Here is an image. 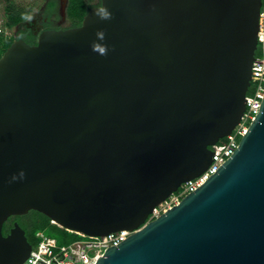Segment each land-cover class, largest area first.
Masks as SVG:
<instances>
[{
    "label": "water",
    "instance_id": "water-1",
    "mask_svg": "<svg viewBox=\"0 0 264 264\" xmlns=\"http://www.w3.org/2000/svg\"><path fill=\"white\" fill-rule=\"evenodd\" d=\"M59 2L65 19L68 0ZM263 0H101L82 25L0 58V264L32 251L11 217L37 211L86 237L127 231L92 264H264V99L246 111Z\"/></svg>",
    "mask_w": 264,
    "mask_h": 264
},
{
    "label": "built area",
    "instance_id": "built-area-1",
    "mask_svg": "<svg viewBox=\"0 0 264 264\" xmlns=\"http://www.w3.org/2000/svg\"><path fill=\"white\" fill-rule=\"evenodd\" d=\"M258 49L259 56L256 57L252 65L251 86L253 85V93L246 97V111L240 123L232 134L225 138V142L220 141L217 145L211 147L215 154L209 168L199 178L182 185L178 192L158 206L153 211L149 221L160 217L163 213L177 206L185 196L200 188L210 177L216 174L233 155L242 137L247 133L250 125L259 114L264 99V2L259 18ZM130 235V232L121 231L103 237L83 236L85 237L84 240L68 245H59L54 238L38 232L36 237L39 242L36 247L32 248L30 257L27 258L24 264H92L94 261H98L107 249L120 245Z\"/></svg>",
    "mask_w": 264,
    "mask_h": 264
},
{
    "label": "trees",
    "instance_id": "trees-1",
    "mask_svg": "<svg viewBox=\"0 0 264 264\" xmlns=\"http://www.w3.org/2000/svg\"><path fill=\"white\" fill-rule=\"evenodd\" d=\"M43 1V5L46 4L48 10L51 12H57L58 3L56 0ZM94 2H96V0H68L66 19L70 28H77L82 25L85 16L95 7ZM0 4H4L5 11V21L3 25L0 26V58L16 40L22 39L28 45H36V38L30 31H22L17 37L7 33L8 31H12L17 27L22 26L23 23L28 20L31 11L22 6H18L14 0H0ZM257 56H259V49L256 53V57ZM252 93L253 85L250 87L248 95H251ZM225 141L226 140L223 139L221 142ZM15 223H18L25 231L26 237L33 247H36L39 242L36 237L38 232H42L48 237L54 238L59 245H68L85 239V237L81 235L69 232L66 229L60 228L58 225L53 224L48 217L37 211H30L25 216L9 218L3 226L4 236H7L10 233V230Z\"/></svg>",
    "mask_w": 264,
    "mask_h": 264
},
{
    "label": "flooded vegetation",
    "instance_id": "flooded-vegetation-1",
    "mask_svg": "<svg viewBox=\"0 0 264 264\" xmlns=\"http://www.w3.org/2000/svg\"><path fill=\"white\" fill-rule=\"evenodd\" d=\"M50 1V0H48ZM47 1V2H48ZM57 1V0H56ZM57 7V12H51L47 9L46 4H44L41 9L35 13L33 16L28 18L27 21L23 23L22 26L15 28L14 37H17L22 31H30L32 35L36 38V42L38 41L39 35L46 30H66L69 29V25L67 23V19H63L59 14V2ZM96 7H101V0H96L94 2Z\"/></svg>",
    "mask_w": 264,
    "mask_h": 264
},
{
    "label": "rangeland",
    "instance_id": "rangeland-1",
    "mask_svg": "<svg viewBox=\"0 0 264 264\" xmlns=\"http://www.w3.org/2000/svg\"><path fill=\"white\" fill-rule=\"evenodd\" d=\"M14 1L18 6H22L27 10L31 11L29 18L33 16L35 13H37L41 9L44 3L43 0H14ZM4 21H5L4 4H0V26L3 25ZM14 31L15 29H13L12 31H8L7 33L13 35Z\"/></svg>",
    "mask_w": 264,
    "mask_h": 264
}]
</instances>
